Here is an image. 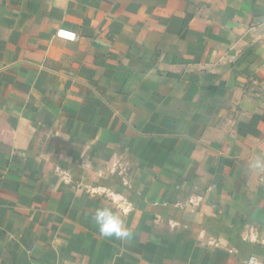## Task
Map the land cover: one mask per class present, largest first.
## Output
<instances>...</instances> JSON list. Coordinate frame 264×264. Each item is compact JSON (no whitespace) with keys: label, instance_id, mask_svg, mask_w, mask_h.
Listing matches in <instances>:
<instances>
[{"label":"crops","instance_id":"0c3cea01","mask_svg":"<svg viewBox=\"0 0 264 264\" xmlns=\"http://www.w3.org/2000/svg\"><path fill=\"white\" fill-rule=\"evenodd\" d=\"M257 155L264 0H0V264H264Z\"/></svg>","mask_w":264,"mask_h":264},{"label":"clouds","instance_id":"9594fccd","mask_svg":"<svg viewBox=\"0 0 264 264\" xmlns=\"http://www.w3.org/2000/svg\"><path fill=\"white\" fill-rule=\"evenodd\" d=\"M249 167L257 172L264 173V155H257L249 162ZM131 209V205L122 209V214ZM99 232L106 238H125L129 230L125 226L122 215L116 214L110 208H97L93 217Z\"/></svg>","mask_w":264,"mask_h":264},{"label":"built area","instance_id":"2783aa9c","mask_svg":"<svg viewBox=\"0 0 264 264\" xmlns=\"http://www.w3.org/2000/svg\"><path fill=\"white\" fill-rule=\"evenodd\" d=\"M57 35L65 39H72L74 37V33L66 31V30H58ZM249 261L253 263L252 258Z\"/></svg>","mask_w":264,"mask_h":264}]
</instances>
